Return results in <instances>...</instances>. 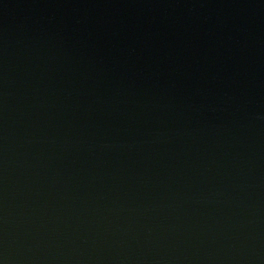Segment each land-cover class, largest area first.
<instances>
[{"label": "water", "instance_id": "95a60500", "mask_svg": "<svg viewBox=\"0 0 264 264\" xmlns=\"http://www.w3.org/2000/svg\"><path fill=\"white\" fill-rule=\"evenodd\" d=\"M0 264H264V0H0Z\"/></svg>", "mask_w": 264, "mask_h": 264}]
</instances>
